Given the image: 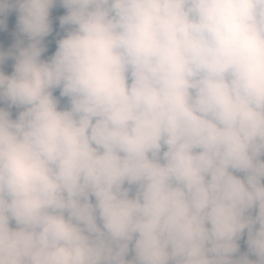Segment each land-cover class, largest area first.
<instances>
[{
    "label": "clouds",
    "instance_id": "9594fccd",
    "mask_svg": "<svg viewBox=\"0 0 264 264\" xmlns=\"http://www.w3.org/2000/svg\"><path fill=\"white\" fill-rule=\"evenodd\" d=\"M13 12L0 264H264V0Z\"/></svg>",
    "mask_w": 264,
    "mask_h": 264
},
{
    "label": "rangeland",
    "instance_id": "374dc122",
    "mask_svg": "<svg viewBox=\"0 0 264 264\" xmlns=\"http://www.w3.org/2000/svg\"><path fill=\"white\" fill-rule=\"evenodd\" d=\"M64 12L63 9H60L59 11L54 10L53 11V17L57 15H62ZM15 18L16 14L10 13L8 17V25H9V30L7 33H0V46H9L14 42V37L11 35L12 32L15 31ZM54 27L58 29V21L54 22ZM10 71V69H9ZM241 250L246 251V245H244V242L241 241Z\"/></svg>",
    "mask_w": 264,
    "mask_h": 264
}]
</instances>
